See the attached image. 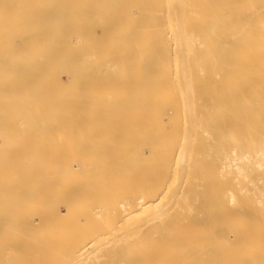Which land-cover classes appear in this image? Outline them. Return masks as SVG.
<instances>
[{
    "label": "bare ground",
    "instance_id": "obj_1",
    "mask_svg": "<svg viewBox=\"0 0 264 264\" xmlns=\"http://www.w3.org/2000/svg\"><path fill=\"white\" fill-rule=\"evenodd\" d=\"M35 189L70 264H264V0H0V258Z\"/></svg>",
    "mask_w": 264,
    "mask_h": 264
},
{
    "label": "rangeland",
    "instance_id": "obj_2",
    "mask_svg": "<svg viewBox=\"0 0 264 264\" xmlns=\"http://www.w3.org/2000/svg\"><path fill=\"white\" fill-rule=\"evenodd\" d=\"M36 182H37V181H36ZM40 183H41V181H40ZM43 187H44V186H42V188H43ZM42 188H41V189H42ZM41 189H40V190H41ZM43 190H45V188H44ZM26 191H27V190H26ZM35 191H36V189H35L33 192L35 193ZM45 191L47 192V189H46ZM21 192H22V193H23V192L25 193V190H24V191H21ZM27 192H30V191H27ZM27 192H26V194H28ZM31 192H32V191H31ZM31 192H30V193H31ZM37 192H38V191H36V193H37ZM48 192H49V194L51 193L50 191H48ZM48 192H47V193H48ZM22 193H21V195H22ZM30 193H29V194H30ZM41 193H42L41 195H43L45 192H42V191H41ZM52 193H53V192H52ZM52 193H51V194H52ZM15 194H16V193H15ZM15 194H12V195H15ZM18 194H19V193H18ZM26 194H25V196H27ZM29 194H28V195H29ZM31 194H32V193H31ZM31 194H30V195H31ZM38 194H40V192H38L37 195H36L35 197H37ZM12 195H11V196H12ZM16 195H17V194H16ZM16 195H15V196H16ZM19 195H20V194H19ZM21 195H20V196H21ZM69 195H70V194H69ZM69 195H68V196H69ZM11 196H10V197H6V199H7V198L10 199ZM15 196H14V197H15ZM20 196H16V197H15V202H14L13 204H10V205L8 204V205H6V211H9V210H10L13 214H14L13 211H15V213H16V212L18 213V215L16 214L17 217L19 216L20 219H21V217H22L21 215H23L22 218L25 219V218H26V217L24 218L25 213H23L22 211H23V210H24V211L27 210V214H26V216H27V215H29L28 209H30V207H31V209H32L31 211L34 212V211H36L37 208H36V207H33V206H38V207H40V208H38V210L36 211L37 213L34 212V213H36V216H35V217L38 219V218H39V215H37V214H39V213H40L39 210L42 209L41 206H39V205L41 204V202H45V203H46V200L42 201L44 198H42V200H41V199L39 198V197H40V195H39V196L37 197L38 199H36V200H37V203H36L35 198L32 197V201H33V200L35 201V202H33V203H35V204L33 205V203H31L32 201H31V202L29 201V200H31V198H30L29 200L25 199V200H26V203H28V204L30 203V205H31V206H29V205L27 204V205L29 206V207H27V205L24 203L25 201H23L24 199L22 198V197H24V196H22V197H20ZM43 196L45 197V195H43ZM47 196H49V195L46 194V198H47ZM54 196H55V195H54ZM59 196H60V195H57V197H59ZM12 197H13V196H12ZM29 197H30V196H29ZM29 197H28V198H29ZM49 197L52 198L53 196H49ZM49 197H48V198H49ZM57 197H56V199H57ZM66 197H67V196H66ZM69 197H70V196H69ZM24 198H25V197H24ZM26 198H27V197H26ZM53 199H55V198L53 197V198L51 199V200H52V203H53V201H54ZM56 199H55V202L57 201ZM38 200L40 201L39 205H38V202H39ZM22 201H23V204L25 205V207H24V205L22 204ZM27 201H28V202H27ZM48 201H49V199H48ZM48 201H47V203H48ZM55 202H54V204H57V202H56V203H55ZM49 203H50V201H49ZM49 203H48V204H49ZM52 203H50L49 205H51ZM61 203H62V202H61ZM64 204H65V203H64ZM64 204L59 205L60 209H62V210H60L59 207L57 208V211H61L62 214H63V211H65V213H66V211H67V209L65 210L66 204H65V206H64ZM41 205H42V207H43V204H41ZM44 205H45V204H44ZM52 205H53V204H52ZM52 205H51V206H52ZM45 206H46V205H45ZM45 206H44L43 209H46V211L52 208V207H51V208L49 207V209H48V207L46 206V207H47V208H46ZM54 206H55V205H53V207H54ZM57 206H58V205H57ZM26 207H27L28 209H27ZM25 208H26V210H25ZM55 208H56V206H55ZM66 208H67V207H66ZM33 209H35V210H33ZM53 209H54V208H53ZM58 209H59V210H58ZM69 209H70V208H69ZM69 209H68V210H69ZM55 210H56V209H54V211H55ZM20 211H21L23 214H22ZM31 211H30V212H31ZM46 211L43 212V210H42V212H41L40 214L44 215V213H47V212H48V211H47V212H46ZM54 211L52 210V213H53L54 215H55V214H56V215H55V216L52 215V216H54V217L58 216L59 218H60V216H61V218L63 219V221H62V219L60 218L61 222H64V219L66 220V218H68V219L71 220L72 216L75 214L74 211H72V209H70L69 212L67 211V213H68L69 216L72 215V216H70V217H69V216H65L67 213H66V214L64 213L63 215H60V212H59V214H58L56 211H55L56 213H54ZM32 212H31V213H32ZM50 212H51V210H50ZM50 212H49V213H50ZM72 212H73V214H72ZM19 213H20V214H19ZM31 213H30V216L32 215V216H31V218H32L34 214H31ZM69 213H71V214H69ZM80 213H82V212L79 211V213H76V214H80ZM85 213H86V212H85ZM50 214H51V213H50ZM16 215H13V217H15ZM42 215H40L41 220L45 218V219H44V220H45V223H47V225H48L49 222H50V220L48 219V217H51V215L47 214V215H48L47 218H46V215H44L45 217H42ZM80 215H81V216H80V217H81V221H82V220H83V221L87 220V218H85L86 216L83 217V216H82L83 214H80ZM85 215H88V213H86ZM9 216H10V215H9ZM37 216H38V217H37ZM11 217H12V216H11ZM19 217H18V219H17V218H14L15 221H16V220L19 221V220H20ZM35 217H33L32 219H34ZM54 217H51V219H53ZM82 217H83V218H82ZM88 217H89V216H88ZM36 218H35V219H36ZM56 218H57V217H56ZM56 218H54V220L51 221V224H52V223H53V224L59 223V218H58V219H56ZM84 218H85V220H84ZM90 218H91V219H90ZM90 218H89V219L92 220V217H90ZM14 219H13V220H14ZM28 219L30 220L29 223H31V221H34V220H35V219H34V220L30 219L29 216H28ZM37 219H36V221H38V223H40V221H39L40 218H39L38 220H37ZM46 219L49 220V222H46V221H47ZM55 219H56L57 222L55 221ZM68 219H67V221H68ZM96 219H97V218H96ZM29 220H28V221H29ZM44 220L42 221L43 223H44ZM94 220H95V217H94V219H93L92 221H94ZM97 220H98V219H97ZM97 220H96V221H97ZM20 221H22V220H20ZM54 221H55L56 223H54ZM83 221H82V222H83ZM92 221H89V222L87 221L86 223H87V224L90 223V222L92 223ZM96 221H95V222H96ZM12 222H13V221H12ZM12 222H11L10 224H12ZM24 222H25V221H24ZM61 222H60V223H61ZM35 223H37V222H35ZM43 223H42V224H41V223L39 224V225H40V228H39V225H38V227H36L37 225H36V226H34V225L32 226L33 223H32L30 226H31V227H34L35 229L38 228L39 233H37V234L42 235V233H43L44 231H42L41 229L44 230L45 227H41V225H46L45 223H44V224H43ZM83 223H85V222H83ZM83 223H82V224H83ZM15 224L17 225L18 222L15 223ZM21 224H22V223H21ZM21 224H18L17 226L15 225L16 227L14 226V223H13L12 225H9L10 228H11V226H13L14 228H16V230L14 229V231H11L12 229H10L9 226L7 227V236H6V238L8 239L7 243H9V246H10V244H12V245H11L12 247H13V244H14V247H13V248L10 247V249L7 247V248L9 249V250L7 251V248H6V246H5L6 249H4V250H6V251H4V253L6 252V254H5L4 256H1V258H0V264H70V261H71L70 257H71V256L69 257V254H70V250H71V248L74 247V246L72 245L73 241H72V243H71V241L68 242V240L66 241L63 237H60V236L57 237L56 235H55V239H56V238L59 239V237H60L61 240H62V238H63L64 241H60V240H58V239H57L58 241H56V240L54 239V237H52V239H54L55 241H52L51 239H48V238H49L48 236H47L48 238L45 237V235H44V233H43L44 236H42V237H44L45 239H44L43 242H40L41 240H38V238H37V234L35 233L37 230H35V232H32V233H29V232H28L29 237H27L28 234H27L26 231H28V230H26L25 228H26V227L29 228L30 226H25V227H23L24 224H23V225H21ZM25 224H26V222H25ZM27 224H28V223H27ZM51 224H50V225H51ZM61 224H62V223H61ZM28 225H29V224H28ZM47 225H46V228L48 229ZM62 225H64V223H63ZM85 225H86V224H85ZM18 226H19V227L22 226L25 232L23 231L24 233H23V232L21 233L20 230H22V228H19V229H20V230H19V229H18ZM48 226H49V225H48ZM28 228H27V229H28ZM60 228H62V227H60ZM9 229H10V230H9ZM17 229H18L20 232H18ZM29 229H30V228H29ZM47 229H45V230H47ZM30 230H31V229H30ZM15 231H17V232L15 233ZM32 231H33V230H32ZM38 231H37V232H38ZM40 231H42V233H40ZM12 232H14V234H13ZM45 232H46V231H45ZM17 233H18V235H23V234L25 235V233H26L27 235L23 236L24 239L22 240L23 237H21V236H18V237L21 238V239H18V237H17ZM20 233H21V234H20ZM33 233H34V235H32ZM46 233H47V232H46ZM46 233H45V234H46ZM60 234H61V233H60ZM63 234H66V233L63 232ZM63 234H62V235H63ZM87 234H88V233H87ZM87 234H86V233H85V235L83 234L84 236H86V237H84V239L82 238L83 240H86V241H84V243L87 242V240L89 239V237H90V238L93 237V236L91 237L90 235L87 236ZM13 235H16L15 238H13ZM30 235L33 237V239H32L33 241H30V240H29ZM40 235H39V236H40ZM46 235H47V234H46ZM81 235H82V234H81ZM67 236H68V235H67ZM67 236H66V237H67ZM26 237L28 238L29 241L27 240ZM34 237H35V238H34ZM64 237H65V236H64ZM82 237H83V236H82ZM87 237H88V238H87ZM68 238H69V237H68ZM86 238H87V239H86ZM35 239H36V240H35ZM41 239H43V238H41ZM46 239H47L48 241H46ZM69 239H70V238H69ZM20 240H22V241H20ZM25 240H27V241H25ZM50 240H51V241H50ZM38 241H39L40 243H39ZM13 242H14V243H13ZM15 242L17 243V246H15ZM78 242H79V244L81 243V241H77L76 243H78ZM93 242H94V241H93ZM99 242H100V241H99ZM7 243L4 242V244H3V241H2V244H3V245H7ZM74 243H75V241H74ZM76 243H75V245H76ZM87 243H88V242H87ZM87 243H86V244H87ZM97 243H98V242H96L95 244L92 243V245L94 244L95 246H94V245H93V246H91V245H90V246H89V245H85V246H88V248H86L85 246H83V247L86 248V249H88V250H90V251H92V250L96 247V245H97V246L100 245V243H98V244H97ZM79 244H78V245H79ZM81 245H82V243H81ZM83 245H84V244H83ZM7 246H8V245H7ZM3 247H4V246H3ZM17 247H20L21 250H20V248H17ZM92 247H94V248H92ZM16 248H17V249H16ZM84 248H82V249H84ZM91 248H92V250H91ZM22 249H24V250H22ZM82 249H81V250H82ZM19 250H20V251H19ZM72 250H73V249H72ZM72 250H71V253H72ZM84 250H85V249H84ZM84 250H82V252H83ZM88 250H85L84 252H86V251H88ZM13 252H14V253H13ZM84 252H83V254H84ZM88 252H89V251H88ZM68 253H69V254H68ZM80 253H81V252H80ZM85 254H87V253H85ZM96 254H97V253H96ZM81 255H82V254H81ZM81 255H80V256H81ZM90 255L92 256L91 258H93V256H94L93 253H92V254H91V253H88V259H89V261L92 260V259L90 258ZM98 255H99V256H98ZM78 256H79V255H78ZM84 256L87 258V255H84ZM97 256L100 258V259H98L97 261H100L101 263L96 262V264H106V262H105V261H106V258H105L106 256H104L103 250H102V251H99V253H98L95 257H97ZM73 257H74V256H73ZM73 257H72V258H73ZM76 257H77V256H76ZM98 257H97V258H98ZM86 258H85V259H86ZM82 259H83V260H81V261L84 262L85 260H84V258H83V255H82ZM88 259H87V260H88ZM90 259H91V260H90ZM95 259H96V258H93V260H95ZM87 260H86V261H87ZM102 260H103V261H102ZM86 261H85L84 263H86ZM89 261H88L87 263H89Z\"/></svg>",
    "mask_w": 264,
    "mask_h": 264
}]
</instances>
